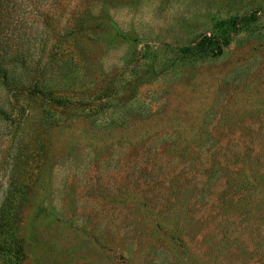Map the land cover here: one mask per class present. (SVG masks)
Returning <instances> with one entry per match:
<instances>
[{
    "label": "rangeland",
    "instance_id": "rangeland-1",
    "mask_svg": "<svg viewBox=\"0 0 264 264\" xmlns=\"http://www.w3.org/2000/svg\"><path fill=\"white\" fill-rule=\"evenodd\" d=\"M1 1L0 264H264V0Z\"/></svg>",
    "mask_w": 264,
    "mask_h": 264
},
{
    "label": "trees",
    "instance_id": "trees-1",
    "mask_svg": "<svg viewBox=\"0 0 264 264\" xmlns=\"http://www.w3.org/2000/svg\"><path fill=\"white\" fill-rule=\"evenodd\" d=\"M2 2L0 0V10H2ZM219 39H215V38H211V37H203L195 46L190 47L187 49V51L191 52V53H196V54H200L201 52L205 51L210 45H212V41H213V45L217 44ZM225 43L227 44V41L225 40Z\"/></svg>",
    "mask_w": 264,
    "mask_h": 264
}]
</instances>
